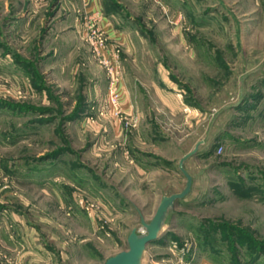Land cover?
I'll list each match as a JSON object with an SVG mask.
<instances>
[{
	"label": "rangeland",
	"instance_id": "374dc122",
	"mask_svg": "<svg viewBox=\"0 0 264 264\" xmlns=\"http://www.w3.org/2000/svg\"><path fill=\"white\" fill-rule=\"evenodd\" d=\"M57 2L0 0V197L22 214L0 264H104L185 186L201 139L142 264H264V0H102L138 116L121 136Z\"/></svg>",
	"mask_w": 264,
	"mask_h": 264
},
{
	"label": "built area",
	"instance_id": "2783aa9c",
	"mask_svg": "<svg viewBox=\"0 0 264 264\" xmlns=\"http://www.w3.org/2000/svg\"><path fill=\"white\" fill-rule=\"evenodd\" d=\"M81 25L94 58L107 74V96L100 114L117 121L122 131L133 127L136 125L138 116L133 110L124 109L122 105L124 71L119 47L109 43V36L102 24L100 12H84Z\"/></svg>",
	"mask_w": 264,
	"mask_h": 264
},
{
	"label": "crops",
	"instance_id": "0c3cea01",
	"mask_svg": "<svg viewBox=\"0 0 264 264\" xmlns=\"http://www.w3.org/2000/svg\"><path fill=\"white\" fill-rule=\"evenodd\" d=\"M57 3L60 6L61 5L63 7L65 6L66 10L71 11L69 13L67 11V16L64 19L56 16L58 19V22H62L63 24H68L66 26V30H67L66 32H68V31L70 32V30H72V31L76 30V31H79L80 33H82L84 35L83 30L81 29V27H82L81 22H82V18L84 16V12H89V13L100 12L102 14V24H103L104 28L106 29L108 36H109V43L111 45L118 46L119 48L125 44L126 39H125V36H124L122 30H120L116 26V24L113 21H111L110 18L107 17V15L104 13L102 0H58ZM76 4L78 6H80V8L82 9L83 14L81 15V17L75 13L76 12L75 11ZM19 11L21 12L22 9ZM16 17L17 18H15V20L16 19L25 20V19H27L28 14L27 15L22 14V15H19V17L18 16H16ZM55 54L56 53H53L47 58L54 59ZM105 95L107 96V84H106ZM183 102H184V106L187 107L186 109H189L191 104H189V102H187L186 100H184ZM122 105H123V108L126 110H130V109L132 110V108L134 107V103H133V100L131 97V93H130L129 88L127 87L125 80H124L123 89H122ZM88 119L89 118H87V117L81 118L79 122L84 123ZM110 123L112 124L115 135L121 136L122 130L119 129L118 122L111 119ZM143 143L144 142H141V144H143ZM190 173H192V172L190 171ZM13 211L14 210L10 209V206L5 204V202L0 197V241L1 242L4 240H7L9 243H11L12 242V231H11L12 230V222L15 221L17 223H21L20 215H22V214H20V213L15 214V213H13ZM261 261H262L261 263H264V258Z\"/></svg>",
	"mask_w": 264,
	"mask_h": 264
},
{
	"label": "water",
	"instance_id": "95a60500",
	"mask_svg": "<svg viewBox=\"0 0 264 264\" xmlns=\"http://www.w3.org/2000/svg\"><path fill=\"white\" fill-rule=\"evenodd\" d=\"M204 142L203 139L199 140L179 160V169L186 177L185 186L179 191L165 194L153 218L150 221L142 220L144 228L141 231L138 228H133L128 237V249L110 256L104 264H142L147 245L159 238L169 210L175 206L177 201L185 198L192 191L194 177L187 170L186 161L200 152L201 145Z\"/></svg>",
	"mask_w": 264,
	"mask_h": 264
}]
</instances>
